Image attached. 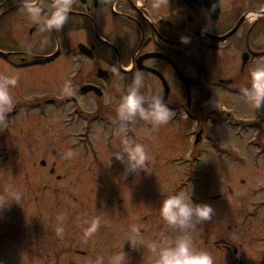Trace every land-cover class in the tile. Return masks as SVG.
Segmentation results:
<instances>
[{"label": "rangeland", "instance_id": "374dc122", "mask_svg": "<svg viewBox=\"0 0 264 264\" xmlns=\"http://www.w3.org/2000/svg\"><path fill=\"white\" fill-rule=\"evenodd\" d=\"M27 17L19 10L9 13L0 7V75L19 78L11 89L13 108L0 121V157H7L0 159V197L21 194L19 201L12 200L0 209V264H94L98 256L104 257V264H111V258L121 250L127 254V264H156L150 245L161 233L170 238L176 235L160 217L159 203L163 196L184 190L179 186L186 179L193 200L209 203L215 210L211 220L193 230L195 246L208 251L214 264H237L231 252L214 249L210 241L218 234L230 238L234 230H264V105L256 109L242 98L226 102L227 107H237L232 122H210L212 114L192 123L168 122L149 128L136 123L139 142L155 159L152 172L125 175V166L110 156L117 149L105 152L102 141L106 130L100 124L93 137L103 149L96 151L94 162L79 152L87 143L86 134L77 138L73 133L82 123L74 126L72 118L64 123L56 109L45 116L27 114V105L34 101L20 99L64 92V73L77 65L74 59L59 57L45 66L13 67L11 63L42 59L27 54L15 59L16 52L48 53L57 50L60 41L50 32H30L35 23H27ZM63 60L68 64L63 65ZM84 102L92 105L91 100ZM14 107L18 115L11 116ZM190 127L204 130L191 154L184 133ZM69 150L74 155L65 158ZM52 165L55 168L50 174ZM56 174L61 176L59 180ZM57 197L64 201L55 206ZM91 198L97 202L95 213L88 208ZM58 215H63L62 222ZM96 218L100 227L85 239V221ZM61 226L63 232L58 233ZM134 227H139L144 242L135 248L126 240ZM203 230L210 233L208 243L201 235ZM219 241V246L224 245ZM253 255L248 242L243 241L245 260Z\"/></svg>", "mask_w": 264, "mask_h": 264}, {"label": "flooded vegetation", "instance_id": "af4514ba", "mask_svg": "<svg viewBox=\"0 0 264 264\" xmlns=\"http://www.w3.org/2000/svg\"><path fill=\"white\" fill-rule=\"evenodd\" d=\"M41 2L49 11L52 0ZM152 2L72 0L63 28L50 32L60 40L57 50L55 48L48 53L16 52L13 56L21 59L20 56L27 54L31 58L43 59L11 64L17 69L52 63L59 57L76 60L77 65L64 73V84L70 81V90L20 100L34 101L27 105V114L32 112L36 116H45L50 109H56L63 115L64 123L71 118L74 126L80 127L82 123L80 129L73 133L77 138L86 134L87 146H80L79 152L88 154L94 162L98 159L96 151L103 149H99L93 137L98 124L106 130L102 141L105 152L119 150L115 148L116 141L125 135L139 142L136 123L147 128L152 126L137 119L122 130L115 122L116 103L135 73L143 74L145 86L141 90L145 95H163L174 112L169 122H198L212 114L214 119L209 118L210 122H218L219 119L232 122L236 118L237 107H227L225 103L243 99L240 89L248 84L250 71L264 65V0H161L159 9H153ZM20 4L21 0H0L4 12L17 11ZM24 20L33 22L30 17ZM205 26L210 31H202ZM34 27L35 30L31 27L30 32L39 31L36 24ZM181 34L191 36V42L182 44L179 40ZM65 63L68 61L63 60L62 64ZM113 66L120 70L119 76L112 72ZM105 96L113 97V103L105 104ZM88 100H91V106L85 104L84 101ZM215 110L217 112L214 113ZM16 114L14 107L11 116ZM203 131V128L196 130L192 127L184 131L189 137L190 154L193 144L201 142ZM74 145L77 149L78 144ZM1 158L4 161L7 157ZM40 164L44 165L45 161ZM54 168L53 165L49 168L50 174ZM60 177L55 175L57 180ZM181 187L185 191L190 190L186 182ZM63 201L57 197L53 204L58 206ZM88 203V208L94 212L96 199L91 198ZM78 206L81 210V205ZM201 235L208 243L210 233L203 230ZM229 235L231 237L226 238L223 234L225 238H222L218 234L210 241V246L225 253L231 252L234 263L264 264V253H261L264 251V230H234ZM219 240L224 245L219 246ZM243 241L248 242L254 254L251 260H245L243 256Z\"/></svg>", "mask_w": 264, "mask_h": 264}, {"label": "clouds", "instance_id": "9594fccd", "mask_svg": "<svg viewBox=\"0 0 264 264\" xmlns=\"http://www.w3.org/2000/svg\"><path fill=\"white\" fill-rule=\"evenodd\" d=\"M153 9L161 7V0H153ZM72 8V0H52L50 10L46 11L41 0H21L19 11L31 18L41 32L59 31L68 20ZM202 31H210L205 26ZM179 40L182 44H189L191 36L181 34ZM112 72L119 76L120 70L113 66ZM18 76L0 75V121L6 119L8 112L13 108L14 98L11 89L18 83ZM123 79V77H121ZM145 86L143 74L135 73L126 91L119 97L116 103L115 122L126 130L125 126L142 119L153 127L167 124L174 116V112L165 102L163 95H145L142 88ZM71 82L65 84V90H70ZM243 99L258 109L264 105V65L255 67L249 73L248 84L240 89ZM113 97L105 96L104 103L113 101ZM150 132V130H149ZM117 151H112L110 156L115 157L125 166V175L152 172L151 164L154 157L149 154L145 144L137 142L125 135L115 146ZM74 153L69 150L64 153L65 158H72ZM107 163H111L110 157ZM21 194L16 192L8 197H0V209H3L10 201H19ZM159 215L166 225L176 230L174 238L166 233H161L157 241L150 245L155 256L156 264H214L213 256L206 250L198 249L193 240V230L198 224L211 220L214 208L206 202H196L192 198V190H181L162 197L159 203ZM63 215H58L57 220L62 222ZM84 238L93 236L100 227V219L91 222L85 221ZM62 226L58 233H62ZM132 247H140L144 242L140 235L139 227H134L126 238ZM94 264H104V257L98 256ZM111 264H127V254L121 250L111 258Z\"/></svg>", "mask_w": 264, "mask_h": 264}, {"label": "bare ground", "instance_id": "6f19581e", "mask_svg": "<svg viewBox=\"0 0 264 264\" xmlns=\"http://www.w3.org/2000/svg\"><path fill=\"white\" fill-rule=\"evenodd\" d=\"M56 61V60H55ZM46 64H44L43 66H45ZM34 66V65H33ZM32 67V66H31Z\"/></svg>", "mask_w": 264, "mask_h": 264}]
</instances>
